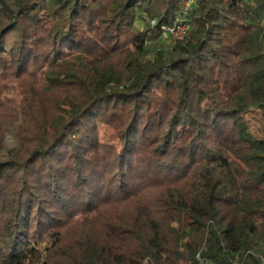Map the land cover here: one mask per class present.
<instances>
[{
	"label": "trees",
	"instance_id": "1",
	"mask_svg": "<svg viewBox=\"0 0 264 264\" xmlns=\"http://www.w3.org/2000/svg\"><path fill=\"white\" fill-rule=\"evenodd\" d=\"M29 78L0 99V264H260L264 0H0V96Z\"/></svg>",
	"mask_w": 264,
	"mask_h": 264
},
{
	"label": "rangeland",
	"instance_id": "2",
	"mask_svg": "<svg viewBox=\"0 0 264 264\" xmlns=\"http://www.w3.org/2000/svg\"><path fill=\"white\" fill-rule=\"evenodd\" d=\"M191 4V2L189 3H185L183 5V7H189V5ZM188 28H180L178 30L175 31V33H173V39L172 42H177L180 41L184 38V36L187 34L188 32ZM160 41V39L158 40ZM161 42V41H160ZM29 84H33L35 85L34 79L29 78V79H25L23 81L21 80H13L10 81V83H8L6 90L1 94L0 99L2 100L1 102H5L4 105L9 106V104H14V105H18L21 101L22 98V94L23 92L26 91V89H29ZM35 87V86H34ZM38 89H36L35 87V93L38 94V96H36V98L39 100H44L43 95H41L38 91H36ZM45 103V102H44ZM45 105L38 107L39 110L44 111ZM244 125L248 128H253V123L248 120L245 119L244 120ZM103 131H100V135H102ZM99 135V134H98ZM100 140V138L98 139ZM102 140V139H101ZM4 142L6 144V146L8 148H11L14 143L15 140L13 138V136L10 133H7V135L5 136ZM143 200L145 202H149V200L147 199V196H156V191L151 190L150 188L146 189L145 191L141 192L140 195ZM132 210V206L127 204V203H117L116 205H111V206H106L103 208V217L102 216H95L94 218H92L90 220V223L87 222H70L67 226H65L63 229H61V246L64 248H70L72 246L75 245V242L78 238V236L84 232V231H91V232H98L102 229L103 227V221L104 219L106 220V218L109 219H122L125 218L126 215H129V213Z\"/></svg>",
	"mask_w": 264,
	"mask_h": 264
},
{
	"label": "built area",
	"instance_id": "3",
	"mask_svg": "<svg viewBox=\"0 0 264 264\" xmlns=\"http://www.w3.org/2000/svg\"><path fill=\"white\" fill-rule=\"evenodd\" d=\"M189 2L191 1H187L186 4ZM185 8L187 9L188 7L186 6ZM180 28H188V27L185 23H182L181 21H177L171 27L164 29V31L170 35L171 39H173V36H174L173 33H175V31ZM257 255H258L260 264H264V248L257 251ZM204 264H210V263L205 262Z\"/></svg>",
	"mask_w": 264,
	"mask_h": 264
}]
</instances>
